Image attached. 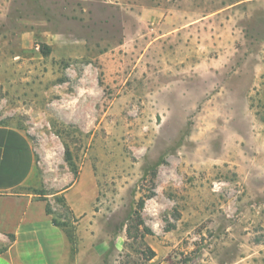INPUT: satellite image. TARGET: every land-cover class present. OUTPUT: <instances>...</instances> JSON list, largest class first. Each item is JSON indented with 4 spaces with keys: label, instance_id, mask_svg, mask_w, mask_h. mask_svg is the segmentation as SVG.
I'll list each match as a JSON object with an SVG mask.
<instances>
[{
    "label": "rangeland",
    "instance_id": "obj_1",
    "mask_svg": "<svg viewBox=\"0 0 264 264\" xmlns=\"http://www.w3.org/2000/svg\"><path fill=\"white\" fill-rule=\"evenodd\" d=\"M0 126L72 264H264V0H0Z\"/></svg>",
    "mask_w": 264,
    "mask_h": 264
},
{
    "label": "crops",
    "instance_id": "obj_2",
    "mask_svg": "<svg viewBox=\"0 0 264 264\" xmlns=\"http://www.w3.org/2000/svg\"><path fill=\"white\" fill-rule=\"evenodd\" d=\"M144 13L157 16L162 9L147 7ZM38 174L26 134L0 126V264H72L64 230L46 212L47 201L32 190L42 186Z\"/></svg>",
    "mask_w": 264,
    "mask_h": 264
},
{
    "label": "trees",
    "instance_id": "obj_3",
    "mask_svg": "<svg viewBox=\"0 0 264 264\" xmlns=\"http://www.w3.org/2000/svg\"><path fill=\"white\" fill-rule=\"evenodd\" d=\"M144 204H145V200L143 199V200H141L140 203H139V210L143 209ZM46 211H47L48 214H51V209H50L49 205H47V207H46ZM52 220H53V223H54L55 225H57V226H61V224H60L55 218H52Z\"/></svg>",
    "mask_w": 264,
    "mask_h": 264
}]
</instances>
